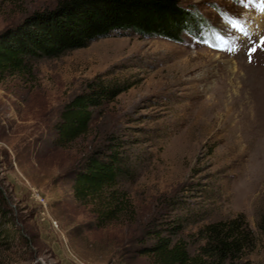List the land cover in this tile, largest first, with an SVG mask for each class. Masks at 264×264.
Segmentation results:
<instances>
[{
	"label": "rangeland",
	"instance_id": "374dc122",
	"mask_svg": "<svg viewBox=\"0 0 264 264\" xmlns=\"http://www.w3.org/2000/svg\"><path fill=\"white\" fill-rule=\"evenodd\" d=\"M180 1L205 15L215 40L110 36L0 80V190L9 211L0 214L7 231L0 264H154L138 253L150 221L182 224L174 239L194 255L204 242L201 227L240 214L256 241L228 264H264V47L249 62L248 37L228 23L235 18L258 43L264 0ZM57 2L0 0V32ZM101 74L131 86L95 109L88 133L55 145L63 106ZM110 134L137 166L123 187L139 220L98 227L93 204L76 199L70 175ZM34 191L46 199V214Z\"/></svg>",
	"mask_w": 264,
	"mask_h": 264
},
{
	"label": "trees",
	"instance_id": "16d2710c",
	"mask_svg": "<svg viewBox=\"0 0 264 264\" xmlns=\"http://www.w3.org/2000/svg\"><path fill=\"white\" fill-rule=\"evenodd\" d=\"M130 34L161 36L174 42H183L185 34L216 38L205 15L180 0H58L53 8L34 11L0 32V80L7 74L31 71L41 59L58 57L97 39ZM130 86L104 74L88 81L63 106L53 125V143L65 147L88 133L95 109ZM104 144L94 147L71 171L74 195L82 203L93 204L98 227L119 219L138 222L135 204L123 187L138 176L137 166L123 149L125 142L116 135L106 136ZM6 206L0 190L3 217L9 213ZM258 227L264 232V214ZM182 229L180 223L151 227L150 221L139 240L138 253L152 257L154 264H228L236 262L256 241L244 214L201 227L197 235L204 242L194 255L183 239H174ZM6 236L7 231L0 227V246Z\"/></svg>",
	"mask_w": 264,
	"mask_h": 264
},
{
	"label": "snow or ice",
	"instance_id": "6c2138e0",
	"mask_svg": "<svg viewBox=\"0 0 264 264\" xmlns=\"http://www.w3.org/2000/svg\"><path fill=\"white\" fill-rule=\"evenodd\" d=\"M244 2H245V0H241V3H244ZM262 11H264V9H262ZM228 23L230 24V26L232 28L237 29L238 31H242L243 35L245 37H248V43L251 44V46L248 47V59H249V62H251L252 61V54L256 53L257 48L258 47H264V36H261L259 39V42L257 43L256 41L252 40L248 31H245L242 26L238 25V22L236 21L235 18H230ZM218 39H219V37H218ZM227 39L235 41V40H238L239 37H234V38L228 37ZM231 46H234V43H233V45H230V47Z\"/></svg>",
	"mask_w": 264,
	"mask_h": 264
},
{
	"label": "built area",
	"instance_id": "2783aa9c",
	"mask_svg": "<svg viewBox=\"0 0 264 264\" xmlns=\"http://www.w3.org/2000/svg\"><path fill=\"white\" fill-rule=\"evenodd\" d=\"M34 197L44 206V209L42 211L43 214H46L47 211V202L44 197L41 196V194L38 191H34Z\"/></svg>",
	"mask_w": 264,
	"mask_h": 264
},
{
	"label": "bare ground",
	"instance_id": "6f19581e",
	"mask_svg": "<svg viewBox=\"0 0 264 264\" xmlns=\"http://www.w3.org/2000/svg\"><path fill=\"white\" fill-rule=\"evenodd\" d=\"M228 122H229V121H228ZM235 122H236V121H235ZM233 124H234V123H233ZM234 125H235V124H234ZM234 125L231 124V127L233 128ZM228 128H229V127H228ZM244 128H245V127H244ZM234 130H235V129H234ZM229 131H230V130H229ZM235 131H236V130H235ZM231 132H232V129H231ZM230 134H231V133H230ZM242 136H243V135H242Z\"/></svg>",
	"mask_w": 264,
	"mask_h": 264
}]
</instances>
